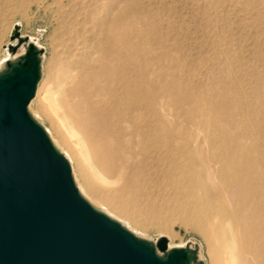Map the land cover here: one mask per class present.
<instances>
[{"label": "bare ground", "instance_id": "bare-ground-1", "mask_svg": "<svg viewBox=\"0 0 264 264\" xmlns=\"http://www.w3.org/2000/svg\"><path fill=\"white\" fill-rule=\"evenodd\" d=\"M112 14L95 21L88 35L74 29L58 91L38 84L34 97L56 131L47 129L55 148L75 164L79 192L136 235L154 227L172 237L173 220L179 219L206 239L213 264H264V157L233 133L242 112L230 109L233 115L221 119L226 107L221 110L215 96L204 93L195 107H182L190 124L173 119L165 100L179 78L165 61L175 58L165 50L154 57L151 31L121 22L122 12ZM22 56L10 59L17 63ZM8 69L2 62L0 73ZM197 95L190 92L187 102ZM215 166L225 170L231 195ZM96 176L129 199L146 201L153 213L137 217L128 199L95 186ZM188 249L191 264L202 262L197 249Z\"/></svg>", "mask_w": 264, "mask_h": 264}, {"label": "rangeland", "instance_id": "rangeland-1", "mask_svg": "<svg viewBox=\"0 0 264 264\" xmlns=\"http://www.w3.org/2000/svg\"><path fill=\"white\" fill-rule=\"evenodd\" d=\"M3 1L0 0V66L11 57L22 55L27 48V42L19 44L13 38L18 25L20 35L41 50L39 86L49 85L58 91L57 84L70 59L68 51L74 29H87L88 35L95 21L109 18L113 12H122L126 19L121 18V22L132 20L151 31L148 45L154 57L165 50L175 58L165 61L172 75L179 78V86L172 88L171 98L165 100L172 109L173 119L190 124L182 107H195L193 102L208 93L215 96L221 110L226 107L220 114L221 119L233 115L230 109L237 116L242 112L233 133L246 137L248 147L252 142V147L264 157V0H10L8 4ZM190 92L198 95L191 96L187 102L185 96ZM30 109L34 112H29L31 116L45 131L56 133L47 114L37 107L35 98ZM63 156L73 170V160ZM215 170L231 195L233 187L225 170L216 166ZM93 181L103 191L128 199L125 201L137 217L153 213L146 201L129 199L111 181L98 176ZM103 208L115 214L108 205ZM173 221L175 231L174 236L167 237L168 247L197 248L202 263L213 264L209 244L202 234L179 219ZM161 236L154 227L138 235L156 243Z\"/></svg>", "mask_w": 264, "mask_h": 264}, {"label": "water", "instance_id": "water-1", "mask_svg": "<svg viewBox=\"0 0 264 264\" xmlns=\"http://www.w3.org/2000/svg\"><path fill=\"white\" fill-rule=\"evenodd\" d=\"M13 38L27 48L0 73V264H157L176 251L191 264L192 247L169 248L166 236L155 244L139 238L81 195L65 154L29 113L41 50L18 25ZM21 64L23 76L15 71Z\"/></svg>", "mask_w": 264, "mask_h": 264}, {"label": "snow or ice", "instance_id": "snow-or-ice-1", "mask_svg": "<svg viewBox=\"0 0 264 264\" xmlns=\"http://www.w3.org/2000/svg\"><path fill=\"white\" fill-rule=\"evenodd\" d=\"M15 71L20 76H23L27 72L26 64L18 65ZM127 240L131 246H136L138 244V242L131 237H127ZM157 264H188V260L185 253L176 251L170 253L163 261L157 262Z\"/></svg>", "mask_w": 264, "mask_h": 264}]
</instances>
